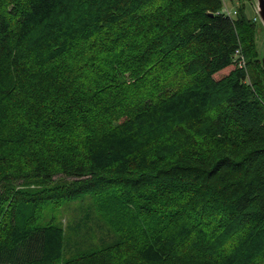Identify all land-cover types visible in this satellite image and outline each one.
I'll return each mask as SVG.
<instances>
[{"label":"trees","instance_id":"16d2710c","mask_svg":"<svg viewBox=\"0 0 264 264\" xmlns=\"http://www.w3.org/2000/svg\"><path fill=\"white\" fill-rule=\"evenodd\" d=\"M224 6L0 0V264H264V57ZM89 195L112 237L64 257L39 219Z\"/></svg>","mask_w":264,"mask_h":264},{"label":"rangeland","instance_id":"374dc122","mask_svg":"<svg viewBox=\"0 0 264 264\" xmlns=\"http://www.w3.org/2000/svg\"><path fill=\"white\" fill-rule=\"evenodd\" d=\"M242 2L246 4V14L256 22V43L259 57H264V23L258 13L257 0H225L224 5L230 9L232 15ZM255 17L257 20H255ZM56 180L58 176L55 177ZM83 201H74L69 204L54 207L48 204L39 219L40 225L54 222L65 227L66 250L64 257H71L78 253L100 247L104 240H109V226L105 223L103 215L98 210L96 198L86 196ZM90 217L85 216L90 212ZM70 241V242H69Z\"/></svg>","mask_w":264,"mask_h":264},{"label":"water","instance_id":"95a60500","mask_svg":"<svg viewBox=\"0 0 264 264\" xmlns=\"http://www.w3.org/2000/svg\"><path fill=\"white\" fill-rule=\"evenodd\" d=\"M258 13L264 23V0H257Z\"/></svg>","mask_w":264,"mask_h":264},{"label":"bare ground","instance_id":"6f19581e","mask_svg":"<svg viewBox=\"0 0 264 264\" xmlns=\"http://www.w3.org/2000/svg\"><path fill=\"white\" fill-rule=\"evenodd\" d=\"M241 8V7H240ZM243 10V9H242Z\"/></svg>","mask_w":264,"mask_h":264}]
</instances>
